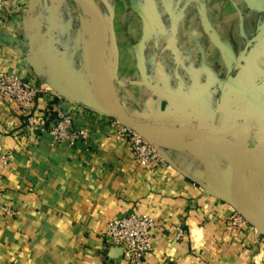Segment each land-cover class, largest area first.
Here are the masks:
<instances>
[{
  "label": "crops",
  "instance_id": "obj_1",
  "mask_svg": "<svg viewBox=\"0 0 264 264\" xmlns=\"http://www.w3.org/2000/svg\"><path fill=\"white\" fill-rule=\"evenodd\" d=\"M92 1L107 28L102 99L182 141L238 143V198L264 222V0ZM94 23L74 0H0V71L38 90L34 120L63 112L87 133L53 143L0 98V264H125L99 232L129 213L156 224L138 264H264V237L225 228L237 168L221 150L135 161L90 85Z\"/></svg>",
  "mask_w": 264,
  "mask_h": 264
},
{
  "label": "built area",
  "instance_id": "obj_2",
  "mask_svg": "<svg viewBox=\"0 0 264 264\" xmlns=\"http://www.w3.org/2000/svg\"><path fill=\"white\" fill-rule=\"evenodd\" d=\"M37 94L38 90L32 85L0 71V98L10 100L19 107L28 131L47 133L51 141L57 144L63 141L73 144L78 139L86 138V131L81 128L73 129L72 117L63 112H59L50 125H46L43 120H34L31 112ZM120 135L127 136L135 161L142 164H164L161 147L147 141L127 126L120 129ZM224 225L227 230L238 232L247 227V223L236 212L225 220ZM155 226V221L150 216L129 213L109 220L99 232V237L105 246L120 250L125 264H138L152 250L151 232Z\"/></svg>",
  "mask_w": 264,
  "mask_h": 264
},
{
  "label": "water",
  "instance_id": "obj_3",
  "mask_svg": "<svg viewBox=\"0 0 264 264\" xmlns=\"http://www.w3.org/2000/svg\"><path fill=\"white\" fill-rule=\"evenodd\" d=\"M74 1L80 4L92 17L100 33V40L95 50L94 60L90 73V85L97 98L98 104L103 110V112L111 118L131 128L133 131H135L147 141L164 149H171L182 152L214 151L222 149L236 151V153H238L239 155L240 163L231 180L229 190V204L233 208V210L244 219L246 223H248L252 228H254L258 234L264 237V222L257 219L251 213L245 210L241 206L238 198L240 179L246 165V156L238 143L228 139H218L212 142H189L178 140L167 133L158 131L149 126L142 125L129 118L128 116L114 110L112 107L106 104V102L102 99L101 96L100 80L102 74L104 47L107 39V28L98 7L92 0ZM263 35L264 28H262L256 34L253 40H259Z\"/></svg>",
  "mask_w": 264,
  "mask_h": 264
},
{
  "label": "bare ground",
  "instance_id": "obj_4",
  "mask_svg": "<svg viewBox=\"0 0 264 264\" xmlns=\"http://www.w3.org/2000/svg\"><path fill=\"white\" fill-rule=\"evenodd\" d=\"M88 14V13H87ZM89 15V14H88ZM95 24V23H94ZM95 27H96V45L94 47V50L97 48L98 44H99V40H100V33H99V30L95 24ZM95 32V31H94ZM165 133V132H164ZM174 138H177V137H174ZM178 140H182V139H179L177 138ZM217 156H220L219 158H222L223 160H228L232 158V161L234 162L236 168H238L239 166V163H240V160H239V155L238 153H236V151L234 150H226V151H218L216 152ZM224 154H229V158L226 157V155ZM232 156V157H231ZM222 160V161H223ZM241 206L246 210V208L244 207V205L241 204Z\"/></svg>",
  "mask_w": 264,
  "mask_h": 264
},
{
  "label": "rangeland",
  "instance_id": "obj_5",
  "mask_svg": "<svg viewBox=\"0 0 264 264\" xmlns=\"http://www.w3.org/2000/svg\"><path fill=\"white\" fill-rule=\"evenodd\" d=\"M175 137H177V138H179V139H181L180 138V136L179 135H175ZM189 142H198V141H189ZM204 142H207V141H204ZM209 142H212V141H209ZM162 150H164V148H162ZM223 151H226L225 149H222ZM218 152V151H217ZM224 155H226V157L227 158H229L230 156H229V154H224ZM218 157H220V156H218ZM232 157V156H231ZM223 160V159H222ZM224 162H226L227 164L229 163V161H230V159H228V160H223ZM231 161H232V158H231ZM234 163V162H233ZM246 205V204H245ZM245 207V206H244ZM246 208V207H245ZM247 226H250L248 223H247ZM251 227V226H250Z\"/></svg>",
  "mask_w": 264,
  "mask_h": 264
}]
</instances>
